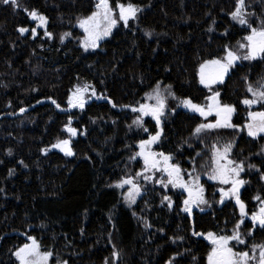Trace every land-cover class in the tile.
Returning <instances> with one entry per match:
<instances>
[{"label": "trees", "instance_id": "1", "mask_svg": "<svg viewBox=\"0 0 264 264\" xmlns=\"http://www.w3.org/2000/svg\"><path fill=\"white\" fill-rule=\"evenodd\" d=\"M109 2L114 6L116 0ZM121 2L137 5L139 14L86 54L75 24L94 11L96 0H18V7L0 0V264H16L13 252L31 243L29 236L42 253L51 252L53 264H207L209 232L238 231L245 243L234 242L235 252L250 254L252 245L264 244V228L249 220L260 204L254 197L264 199V136L250 137L244 127L249 111H264V101L252 108L241 103L253 98L249 85H264V54L238 60L216 87L198 82L200 65L222 58L225 46L244 55L238 42L250 29L231 18L236 0ZM33 9L46 17L45 26L37 27L28 15ZM244 11L253 27L264 24V0H245ZM157 83L165 99L159 129L149 119L134 123L139 113L132 109ZM78 84L89 85L102 100L81 112L60 111L52 100L65 107ZM214 92L221 104L235 107L236 127L194 134L209 121L182 109L181 101L204 106ZM158 130L155 150L170 156L184 177L207 175L213 146L232 145L229 158L242 164L246 182L240 199L247 218L238 229L239 207L233 199L219 207V196L212 194L216 184L206 185L208 211L192 217L181 213V196L150 184L140 188L133 205L125 204L116 185L136 178L142 169L139 143ZM64 139L70 156L52 147ZM164 196L174 201L171 208Z\"/></svg>", "mask_w": 264, "mask_h": 264}, {"label": "snow or ice", "instance_id": "2", "mask_svg": "<svg viewBox=\"0 0 264 264\" xmlns=\"http://www.w3.org/2000/svg\"><path fill=\"white\" fill-rule=\"evenodd\" d=\"M4 4L11 3L13 6L18 7V0H3ZM245 0H236L235 10L231 12V18L239 23L240 25H246L250 32L248 35L243 37L246 43L238 42L239 48L246 50V53L241 57L234 51L229 50L225 46V55L222 58H213L205 60L199 67V82L205 87H209L211 84L223 83L224 77L232 69L236 61L241 58L244 60L256 59L261 54H264V24L261 27H253L246 16L248 13L244 11ZM141 9L131 3H123L121 0H116L115 5H111L109 0H98L95 4V11L91 15L80 19L78 21L79 27L83 29L85 33V39L81 42V46L87 50L89 47L95 48L97 46L96 42L103 36L109 35L112 28L117 25V19L115 13L118 11L119 21L124 23L127 27L131 19H135L137 13ZM31 19L38 21L37 27H43L47 24V19L43 15L39 14L35 9L28 13ZM18 31L24 34L28 29L19 28ZM32 34L35 36L37 29H31ZM147 34V33H146ZM45 35L51 37V33L45 31ZM69 35L65 33L64 36ZM63 36L61 40H63ZM89 85H84L83 87H77L75 92L68 98L69 107H79L83 108L85 104L84 93L88 91ZM171 87V86H167ZM160 85L157 83L156 89H154L153 94L146 93L148 99H155L156 103L154 105L141 104L139 109L133 108V111H139L142 116L151 115L156 121L157 129H159L161 124V116L164 115L165 103L161 97ZM248 92L252 93V99H244L241 101L246 106L251 107L258 101H264V85L260 86V90L254 89L251 85L248 87ZM170 95L172 93H169ZM93 95H95V90L93 89ZM220 96L219 92H214L213 95L206 97L209 101L207 108L197 105L191 101V99H184L181 103L192 111L198 112L201 116H209L215 113L216 120L214 123L200 124L194 130V134H199L203 130H211L216 128H235L236 125L231 123L232 114L235 112V107L229 104H221L218 99ZM99 98V97H98ZM53 104H56L57 108L59 105L55 100H52ZM109 103H112L109 100ZM116 105L113 104V107ZM21 112L24 111L23 108L20 109ZM249 123L245 124L244 127L247 129L248 135L255 138L258 134L264 133V111L262 112H248ZM134 123H140L139 120L134 121ZM71 120H69V125ZM66 131L72 135H76V129L70 126H66ZM145 132L148 131L147 128L144 129ZM161 133L158 130L155 135H150L147 140H141L139 147L141 151L137 155L142 156L145 163V171L148 169L160 170L159 165L161 161L163 162V171L168 175V184H171L173 188L180 187L188 192V199L184 201V212L188 213L189 216L192 215L193 207H199L200 204L207 203L203 197L204 189L203 187L197 185L195 188L190 187L188 184L184 183L180 177V171L178 165L169 164L168 161L171 159L170 156L164 155V153H153L150 151L151 145L156 143L160 137ZM70 141L67 139L59 140L52 147L60 148L65 155H72V150L70 148ZM215 149V145L213 146ZM232 145H225L222 151H214L213 153V172L209 176L211 180H219L221 184H231L232 187L225 191L220 189L221 193V203H223L225 197H234L235 202L240 209L241 221L237 223L236 229L239 228L240 223H243V218L247 216L245 211V204L240 199V187L246 182L239 179L240 173L244 170L242 164H236L234 161L227 160L226 163H220L221 160H225L228 153L231 150ZM159 156L160 159L156 157ZM249 168L254 167V165H248ZM11 175V170L9 172ZM141 175V173H137ZM264 179V176L261 177ZM145 179L150 180L151 177L145 176ZM199 179L198 177L196 178ZM158 183H163V181H157ZM125 184L130 185L128 193L126 194V199L131 202H135V198L140 193V188L137 184L133 183L132 179L121 180L116 187H123ZM167 187V184H165ZM258 200L261 205H264V199L260 196L254 197ZM164 201H168V206L172 207V202L170 197L164 196ZM251 220L255 226L257 223L264 228V206L260 207L257 212H253L251 215ZM251 234V230L250 233ZM193 235H204L203 233L193 232ZM28 239L31 241L30 244H24L22 247L18 248L13 255L19 261V264H47L48 257L51 256V252H40L39 245L37 241L29 236ZM182 239V238H181ZM205 239H208L213 245L212 250L208 254V264H249V261H255L256 264H264V244L252 245L253 253L250 255L245 251H233V248L229 246V242L236 240L240 244H244L245 241L240 238V233L236 230L233 231L232 236H217L212 232L206 234ZM259 249V258L257 260L255 256L256 250ZM118 254L114 251L113 256L116 257ZM171 264V262H169Z\"/></svg>", "mask_w": 264, "mask_h": 264}, {"label": "rangeland", "instance_id": "3", "mask_svg": "<svg viewBox=\"0 0 264 264\" xmlns=\"http://www.w3.org/2000/svg\"><path fill=\"white\" fill-rule=\"evenodd\" d=\"M97 2H98V0H96V3H97ZM94 11H95V9H94ZM139 12H140V11H139ZM139 12L137 13V15L139 14ZM90 15H91V14H90ZM115 16H116V19H117L118 22H117V25H116L115 27L112 28V30H111V32L109 33V35H107V36H103L101 39H99V40L96 42L97 46H96L95 48H91V47H89L87 50H85V48L81 46V42L85 39V33H84L83 29L79 27V24H78V21H79V20L76 22L75 27H76V29L79 30L80 33L82 34V36H81L80 39H79V47L81 48V50L83 51V53L89 54V53H93V52H95V51L99 48V45H100L103 41L109 39L110 36L112 35V33H113L118 27H120V25H124V23H123L122 21H119V18H118V11L115 13ZM131 20H134V19H131ZM131 20H130V21H131ZM244 43H246V41H245ZM242 50H243V52H244V54H245V53H246V50H244V49H242ZM261 55H262V54H261ZM242 57H243V56H242ZM258 58H260V56H258L256 59H258ZM256 59H253V60H256ZM242 60H243V61H253V60H244V59H242ZM236 62H237V61H236ZM233 68H234V67H233ZM233 68H232V69H233ZM232 69H230V70H232ZM198 73H199V71H198ZM226 77H227V74H226L225 77H224V81H225ZM224 81H223V82H224ZM198 82H199V75H198ZM220 84H222V83H219V82H218V83H215V84H211L209 87H205L204 85H202V84L199 82V85H200L201 87L205 88V89H210V88L216 87V86H218V85H220ZM84 85H85V84H78V85H76V86L72 89V91L70 92L69 96L72 95L73 92H75V90H76L77 87H83ZM159 90H160V89H159ZM153 91H154V90H153ZM153 91H151L149 94H153ZM160 93H161V97H162V99L165 100L164 97H163V91H162V90H160ZM69 96H68V98H69ZM84 99H85V104H84V107H83V108H79V107H71V108H70L69 105H68V99H67L66 106L63 107V108H60V107H59V109H60V111H63V112H72V111H79V112H81V111H83V109L85 108L86 104L90 103L91 101H93V100H95V99L102 100V98H101V97L98 98V96H97L96 94L93 95V92H90L89 89H88L87 92L84 93ZM155 103H156L155 99H148L147 97H145V100H144V102H143L142 104H150V105H154ZM164 103H165V101H164ZM208 103H209V101H207L206 105H204V106H202V107H205V109H206ZM256 105H257V103H256V104H253L250 108H252V107H254V106H256ZM180 107H181L182 109H187L190 113H193V114H196V115L200 116L203 120H207V121H209V123H214L215 120H216L215 113H213L212 115H209V116H206V117H205V116H201L198 112H195V111L190 110L189 108L185 107L183 104H181ZM138 113H139V120H140V122H143L144 120L149 119V120H152L154 123H156V121L152 118L151 115H144V116H142L141 113H140L139 111H138ZM164 113H165V108H164ZM232 116H233V114H232ZM161 118H162V116H161ZM161 118H160V119H161ZM248 123H249V122H248ZM222 128H223V127H222ZM203 131H204V130H203ZM246 131H247V129H246ZM201 132H202V131H201ZM247 133H248V132H247ZM258 135L264 136V133H260V134H258ZM156 145H157V142L154 143V144H152V145H151V148H150V151L153 152V153H157V154H159V152L155 150ZM223 148H224V146H221V147H215V149L213 150V153H214V151H222ZM140 151H141V149H140V147L138 146V149H137V152H136V157H137L138 160H140V162H141V164H142V169L138 172V173H141V175H139V176L137 175L136 178H135L134 180H132L133 183L137 184V185L139 186V188H141L143 185H149V184H150L151 186H154V187H157V188L162 189L165 193L171 192V193H174V194H176V195L181 196V199H180V201H181V204H180V211H181L182 214H184V215H186V216H188V217H192V215H193L194 212L204 213V212L208 211L209 208H208V206H207V203H204V204H200L199 207H195V206H194V207H193V212H192V215H191V216H189L188 213L184 212L182 209L184 208V201H185L186 199H188V192L185 191L183 188H180V187L173 188L171 184H168V183H167L169 178H168L167 173L163 171V167H164V165H163V162H162V161H161V164L159 165L160 170H156V169H148L147 171H145V163H144V159H143L142 156L137 155V153H139ZM213 153H212V155H213ZM63 154L65 155L64 152H63ZM229 155H230V152L228 153L226 159H225V160H221L220 163L223 164V163H226L227 160H230ZM67 156H68V155H67ZM156 158H157V159H160L159 156H157ZM168 163H169V164H173V162L171 161V159L168 161ZM173 165H176V164H173ZM213 168H214V165H213V162H212V167H211V169H210V172H209L207 175L199 176V175H195V174H190V173H189V174H187L186 177H184L182 171H180V177H181V179H182V181H183L184 183L188 184V185H189L190 187H192V188H195L197 185L203 187V189H204L203 197H204V199H205L206 201H207V196H206V194H207V191H208V188H207L206 185L216 184L218 187H217V189L215 190V192H212V194L215 193L216 195L219 196V197H218V200H217V204H218L219 207H220L221 205H223V204H224L226 201H228L229 199H230V200L233 199V201H235V198H234V197H225L223 203L220 202V201H221V193H220V189H224L225 191H227V190H229V189L232 187V185H231V184H221L220 181H219L218 179H217V180H211V179H209V176L212 175ZM145 176H149V177H151V179H150V180H147V179H145ZM240 176H241V173H240ZM240 176H239V179H241ZM197 177L199 178L198 180L196 179ZM157 181H163V183H158ZM165 184H167V187H165ZM130 187H131V186L128 185V184H125L123 187H118V188L120 189V191H122L123 199H124V202H125V204H126L127 206H128V205H133V204L137 201V199L140 197V195H141V189H140V193H139V195L136 196V198H135V202H131V201H129L128 199H126V194L128 193ZM243 187H244V184L240 187V192H241V190H242ZM239 194H240V193H239ZM171 202H172V206H173L174 201L171 200ZM262 206H264V205L258 204V206H257L255 212H257L258 209H259L260 207H262ZM239 213H240V209H239ZM251 215H252V214H251ZM251 215H250V217H249V220H250L251 222H253V221L251 220ZM245 218H247V216L244 217L243 219H245ZM255 226H260V225L257 223ZM205 236H206V235H205ZM206 241L209 243V246H210L209 252H210V251L212 250L213 245L211 244V242H210L208 239H206ZM234 242H237V241H236V240H232V241H230V242H229V246L232 247V244H233ZM29 244H30V243H29ZM21 247H22V246H21ZM232 248H233V247H232ZM39 251H40V250H39ZM233 251H235V250L233 249ZM40 252H41V251H40ZM208 254H209V253H208ZM250 255H252V253H250ZM255 256H256V258H257V260H258V258H259V254H258V255H255ZM14 259H15V261H16V264H19V261L17 260V258H16L15 256H14ZM47 264H53V263H51V257H50V256L48 257ZM57 264H58V263H57ZM207 264H208V256H207ZM249 264H256V262H255V261H249Z\"/></svg>", "mask_w": 264, "mask_h": 264}, {"label": "bare ground", "instance_id": "4", "mask_svg": "<svg viewBox=\"0 0 264 264\" xmlns=\"http://www.w3.org/2000/svg\"><path fill=\"white\" fill-rule=\"evenodd\" d=\"M185 110H187V109H185Z\"/></svg>", "mask_w": 264, "mask_h": 264}]
</instances>
